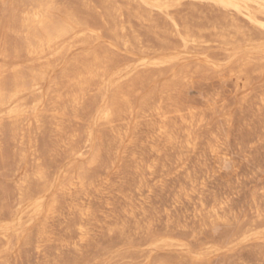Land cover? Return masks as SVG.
<instances>
[{
	"label": "rangeland",
	"instance_id": "1",
	"mask_svg": "<svg viewBox=\"0 0 264 264\" xmlns=\"http://www.w3.org/2000/svg\"><path fill=\"white\" fill-rule=\"evenodd\" d=\"M2 1L3 0H0V3H2V4H0V10H1L0 11V46L3 42H6V41H9V43H10L12 39H13L12 44H15L17 41V38H16L17 31L21 30L18 27L21 24L20 23L21 17L19 15L14 16L15 13L13 12V7L16 6V0H6V2L5 1L2 2ZM59 1L62 4L63 10H62V7L58 6V5H61L59 3ZM65 1L66 0H58V2L56 4L57 8L53 10V12L58 11L57 12L58 15L55 16V14H57V13H55L54 17H57V18L62 17V15L64 14L63 13L64 11H66V10L73 11V8L75 10V8L78 5L80 6V9H82L81 4L85 0H83L82 3H80V0H76V1L75 0H67V2H69V3L65 2ZM71 2L72 3L74 2V4H72ZM76 4H77V6H76ZM64 5H66V7H68V8L70 6V8L67 9L64 7ZM5 6H7V8ZM2 8H4V11ZM77 8H79V7H77ZM59 12L63 13V14L61 15ZM2 16H4V17H2ZM15 17L16 18L18 17L19 21H17L18 19L16 20ZM83 17H86V15L83 14ZM3 18H4V20L2 21ZM8 20H10L9 23H8ZM4 21H6L7 23ZM15 22H16V24H15ZM242 22H245V21L240 20V24H242ZM92 23H93V26H95V27L98 26V25L96 26V24L94 22H92ZM8 24L9 25L12 24V25L9 26ZM17 24H19V25H17ZM161 24L162 23H160V25ZM245 24L246 23H244L243 25H245ZM6 26H8V27L5 28ZM247 27H249V25ZM8 29H9V31H8ZM6 31H8V33H6ZM7 37L9 38V40L7 39ZM171 39L169 40V41H171V42H169V44L170 43L174 44L173 42H175L176 40L172 41ZM257 39L253 40V41L251 40V42L250 41L243 42L244 44L241 43V44L235 46L237 48L234 47L230 50L218 48L217 46H215L216 44L215 45L213 44L214 46L212 48L206 50L203 53V55H205V56L208 55V57L206 58V61L204 59H201V58L199 60L193 59L190 61V64L192 63V65H194V66L192 67V65H188L189 68H191V67L195 68L194 70H191L192 73L197 72V73H195L196 75L194 74L196 77H194L193 74H192L193 76L191 75L192 79L194 77V80H191L192 82H189L188 84H187V82L186 83L185 82H181V83L179 82V84H181V85H179L177 83L179 85V86L177 85V88H176V83H174L175 84V87H174L175 90L174 89L171 90L172 94H174V95L169 93V97L171 99L168 98L169 101L167 103L170 104L171 100H172L173 104L171 103V106L181 107V105H182L181 108H185V107L187 108V107H191V106L193 108L195 107V109L197 110V112H196L195 109H193V112L195 111L194 115H196L195 120L197 118L198 121L200 122V127L198 128V132H196L197 136H198V140H199L198 145L195 148V150L189 152V154H188V152H186V154H185L184 149H182V150L180 149L181 150L180 151L177 148L176 149L177 151H175V149L171 150V149H168V147H162V146H165V142H163L161 140L156 142V140H157L155 137L156 135H155V133H153L151 131L150 126L148 125V124L151 125L152 123H154L155 119L149 117L145 120L144 118H141L139 115L134 116L135 118L131 121L129 135H128V138L125 142L126 144H124L125 146L124 145L120 146L116 143L115 140H113L114 139L113 131H114V129L118 130V129L122 128V123L124 122L123 120L126 117V112L124 109L125 107L123 108V106H122L123 109L121 108L122 112L120 110V112H121L119 114L120 117H117L116 119H114L115 121L113 120L111 125H107V127H105V124H103L101 119H100V116H102L103 113H101V111H99V110L98 111L92 110L93 114L91 113L89 115L90 120L88 119L89 118L88 115L86 116L87 118L85 119L83 117V114H81L80 115L81 119H77L78 121H74L75 119L72 118L73 117L72 116L73 111L71 108V104L69 103V101H67V99H65L60 104L63 108H65V111H67L66 116L70 118V119H68L69 121L66 118L65 121L63 122V129H65L64 130L65 134H63V138H64V136L68 137V135L71 132L75 131V133L78 135L77 139H76V143L77 142L79 143V141L81 139L83 140V138H84V137H82V134L84 135V133H85V130H86L85 127H86V124L88 123L87 121H90V124L93 128L91 130V133L93 135V139H92L93 144L90 147H86L87 145L84 142V140L80 141V143H79L80 146H78V143L76 144L75 142L72 144L73 146L75 145L74 147H76L77 149H80V154L78 153L79 154L78 156L69 155L67 148L62 147L63 143H61L60 141L58 143L60 136L58 134H56L57 131H56L54 125L51 123L53 121L50 117L49 118L47 117L44 119L46 121V125L44 127L45 131L42 129L40 131V133H38L39 131H37V130L35 132V126H33V124L29 125L28 129L26 128L27 125H25V124L22 126L20 125L16 131H18V135L20 133L25 135V143L23 145H19V143H18L17 144L18 147L16 146V143L15 144L13 143L14 141H12V139H11V136H10L11 132L9 133V130H7V132L5 134L1 133L0 139L1 138H3V139L0 140V264H150V263L151 264H161L160 262H162V264H177L180 262L181 259H182L181 261L184 264H187L188 260L191 256H197V257L203 258V264L204 263L205 264H234L235 261H239V260H243L245 262L247 261L246 263H248V264H262V262L264 264V223L262 224L260 222L261 223L260 224L259 221H257L256 219H255L256 220V222H255L254 217L252 216V214H250V211H249L250 207L253 206L254 201L256 202V200H257L259 203L258 202H256V203L260 207L263 205L260 209H261L262 213L264 212V209H263L264 208V195H263L264 194V173H263L264 172V169H263L264 168V127H263L264 126V114H262L264 112V109L262 107H264V106H263L262 102H259V99L264 97V85H262V84H264V82H263L264 81V68H263V72H262L263 74L262 75L257 73V72L254 73V71H253L255 69V67H257L259 64L258 58L260 56H264V39H258V40ZM152 43L155 44L154 41H152ZM152 43H149V45H151ZM153 44H152V46H153ZM156 45H158V44L157 43L155 44V48H153L154 47L153 46V47H150V49H149L150 51H156V52H148L147 51V52L141 53L138 51H136V52L133 51L132 58H134L135 60L138 61L139 58L141 60L142 57H148V59H150L151 61H155L156 59H158L160 57L159 55L162 52L159 45H158L159 51L155 50V49H157ZM177 45H179L178 41H176L175 45H172V46H177ZM75 49H73V51L71 49V51H67L64 54V59H65V61L68 62V63L67 62L66 63L69 65L71 64L70 62L75 58V56H73V55L76 54V57H79V55H80L79 52H82L81 49H78V50L76 49L77 51ZM179 49L182 50V48H179ZM163 51H165V50H163ZM189 51L191 52L192 50H189ZM215 51H217V53ZM165 52H166V56L164 55L165 58L169 59L172 57L170 54H167V51H165ZM181 52H183V50ZM222 52L226 53V54L229 53L233 57L229 58L228 55L226 56V54H224L225 55L224 56L222 54ZM195 53H197V52H195ZM21 54H23V59H24L25 53L22 52ZM192 54H194V53H192ZM184 56H190V55L187 54V55H183V57ZM214 56H216L215 57L216 59L215 58L213 59ZM255 56H257L256 57L257 59L255 58ZM8 57L9 58L4 60L3 63L6 62L5 64L10 66V65H12V62H11L12 59L11 58L13 57V53L10 52ZM247 57L248 58L252 57V60H254V61H251V58L248 59V61L244 60L245 58L247 59ZM217 58H219V59H217ZM241 58L242 59L244 58V59L242 60ZM70 59H71V61H69ZM230 60H231V62H230ZM26 61L27 60H24V63H23V65L25 64L23 66L24 71H28L31 68L30 66L32 64H34L35 67H37V68L40 67L39 66L40 62H34V63L31 62V64H30V62H28V61L26 62ZM235 61H237L236 62L237 64L235 63ZM239 61H242V62L240 63ZM243 61H244V63H243ZM250 61L253 62L252 63L253 66H250L252 68H249ZM245 62H248V63H245ZM66 63H65V67L66 66L68 67V65ZM124 63H125V65L131 66V67L134 65V63L130 62V59H127ZM137 63H140V62L138 61ZM179 63L174 65V68H176V69L180 68ZM233 63H234V65L235 64L236 65L235 66L232 65ZM26 64H28L29 69L26 66ZM52 64H53V70L51 72V75L58 78L59 76H57V75L59 73V75L61 76V72H62L61 68L64 67V63L58 64L57 66L55 65V63H52ZM199 64H200V66H199ZM247 64H249V65H247ZM7 65H6V67L9 70L10 68ZM238 65L239 66L241 65L240 66L241 67L240 73H239L240 67ZM242 65L244 66L245 70H247L246 68H248L247 74H246V72H242V70H243ZM237 66H238V68H237ZM232 67H235V68H232ZM26 68L28 70H26ZM204 68H205V70H207L206 71L207 73L203 72ZM138 69H141L143 74H145V70H146V73L152 75V79H151V75H149L151 81L146 79V80H148L149 83L147 81H145L144 85H140L141 88L139 86V90L140 89L141 90L140 91L138 90L139 92L137 91L135 94V97H133V100H134L133 103H134L135 107L140 106L139 102H141L142 100H140V101H138V100H139V98L141 99L142 95L144 97L145 93H146L145 98L147 96H150L148 94L151 93V96L153 95L152 96L153 98L150 96V99H156L158 94H159V93H157V92H159L158 90L162 89V88H160L161 86L163 87L162 84H164V86H165V85L169 84L168 78L172 79L171 74L169 72L164 73L163 76L158 75V77L156 78L155 76L158 74V73L156 74L157 70L155 71L152 69L153 71H151V69H145L142 66H138V67L132 69L131 73L133 74L135 72H139L140 70L138 71ZM199 69H200V71L201 70L202 71L200 72ZM249 69H251L250 72H249ZM56 70H59L60 72H58ZM147 70L148 71L150 70V71L148 72ZM150 72H152L153 74ZM7 73H8V75H7ZM203 73H205V74H203ZM233 73H234V75H233ZM241 73H244L246 76L244 77V74H242L243 75L242 76ZM148 74H146V75L148 76ZM250 76L252 79L250 78ZM7 78H9V79H7ZM10 78H11V74L8 71L5 73V78H4L5 82L7 83V91H9ZM195 78L198 80H196ZM164 80H165V83H164ZM161 81H162V83H161ZM169 81H171L170 82V84H171L172 80H169ZM193 81H195V82L199 81V82L194 83ZM116 83H117V81L113 82L112 84H110L109 87H111V88L114 87L116 85ZM262 86H263V88H262ZM142 88H144V89H142ZM150 89L152 92L150 91ZM177 89H179V90H177ZM109 91L107 92V94L109 97H111V89ZM176 91H178V92H176ZM180 91L183 93H179ZM8 93H10V92H8ZM175 94H176V98L174 97ZM181 94H183V95H181ZM155 95H156V97L154 98ZM180 95H181V97H180ZM29 96H31V95L27 96V100L30 99ZM260 96H261V98H260ZM177 98L178 99L180 98L179 100L181 101L180 102L181 105H179V103H178L179 100ZM174 99H176V101ZM184 102L185 103L187 102L186 104L188 106H185V104H183ZM188 102H190V103L188 104ZM97 103H98V101H97ZM138 104H139V106H138ZM101 105H102V103L99 100V103L96 105V107L94 109L100 107ZM198 107H199V109H197ZM167 108H169V107H167ZM171 108L172 107H170V109ZM201 109H204L205 111L201 110ZM198 110H199V113H198ZM200 114H203V116H201ZM205 115H208V116L210 115V116L207 117ZM135 119L136 120L138 119V121H136ZM141 120H144L145 122L141 121ZM260 120H262V121H260ZM66 121H67V124H66ZM118 121H120V122H118ZM147 121H149V122H147ZM68 122H69V124H68ZM75 122H80V123H75ZM114 122H116V123H114ZM133 122L136 123L138 126L136 124L134 125ZM71 123H73V127H75V128L71 127L72 126ZM32 127H34V128H32ZM53 127L55 130L53 129ZM20 128L21 129L23 128V129L21 130ZM105 128H106V130H105ZM77 129H79V130L81 129L80 130L81 132ZM102 129L105 131H102ZM70 130H71V132H70ZM133 130H135V131H133ZM83 131H84V133H83ZM210 131L213 133L214 137H213L212 133H210ZM44 132H45V134L46 133L47 134L45 135ZM79 132L82 133L81 136H80ZM105 132L111 137H108V135ZM111 132H112V134H110ZM36 133H38L37 134L38 136L36 135ZM103 133L106 134V135L104 134L105 137L107 136L106 139L104 136H103L104 138L102 137ZM7 134H9V137L5 136ZM41 134H42V136H41ZM99 134H101L100 137H99ZM27 135H29V136H27ZM35 136H37V139ZM79 137H81V139ZM215 137H216V139H215ZM107 138H108L109 142H107ZM111 138L113 141L111 140ZM220 138H221V140L219 141ZM26 139H31V141L34 143L33 145L35 146V148L29 146L30 145V143H28L29 140H26ZM53 139H55L56 141ZM153 139H155V140H153ZM217 139L219 142L216 141ZM111 141H112V143H114V141H115V144L112 145ZM209 141H210V144H209ZM12 143L15 145V147H14V145L11 146ZM37 143H38V145H37ZM104 143L105 144L107 143L108 145H111V146H106ZM149 143H154V144L157 143L158 145L156 144L155 146H158L159 148H161L159 153H162V154L158 153V156L157 155L155 156L154 153L152 152L151 148H150V147L154 146V144H149ZM159 143H160V146H159ZM57 144H59V145H57ZM148 144L151 146H149ZM216 144L219 145V148H221V149H219V151H220V154H222V157L224 159L220 158L218 160V159L212 158L211 156L210 157L207 156V155H209V151L207 149L208 148L207 146H212V145H216ZM39 145H40V147H39ZM49 145L53 146V148H50ZM101 145H103L104 147H107V149H109V147H111L109 150H111L112 153H109L110 151L106 150V148L103 149V146H101ZM117 145L120 147L115 148V146H117ZM26 146H27V148L29 147L32 149L28 148L29 151H25V149L27 150ZM55 146H57V148H59L60 150L57 149ZM99 147H100V149H98ZM222 147H224V149ZM16 148L18 149V151H17L18 153L15 152L17 150ZM19 148L20 149L23 148L24 150L22 149V151H21V150H19ZM112 148L115 150L112 151L113 150ZM117 148H118V150H117ZM91 149H92V151H91ZM102 149H103V151H102ZM119 149H120V151H119ZM30 150L31 151L33 150L32 153L34 152L35 156L31 153ZM52 150H54V151H52ZM58 150L61 152H59ZM98 150H99V152H101L100 153L101 157L104 156L102 154H105L104 158H106V155H107L106 159L108 161L110 159L111 160L109 162H107V160L105 159L107 162V164H106L104 159L101 158L102 159L101 161H103L102 163L105 164L104 168L107 167L106 172L108 175L107 176L102 175L103 177H106V179H104L102 182H99L102 184H99L97 182L100 186H97V191H95V193L93 192V194L90 195V199H92V202H93L92 208L94 207V209L96 210L95 211L93 209L94 210L93 212H95L94 213V215H95L94 221L95 222L98 221V223L100 222L102 224V223L106 222V220H108V219H113L111 217L117 218V216L119 217V215H120V218L122 219V221H120L121 219L118 218L119 221L122 222V224L124 223V225L126 224V226H125L126 235H125V233H124L125 236L124 235L121 236L119 233L117 235L116 234L117 232H115V233L111 232L110 233L109 231H107V229L104 230V229H99V228L95 227L94 228L95 231L94 230L92 231L93 235L91 236L90 242H88L89 244L85 245L84 247L82 246V247L74 248L73 245L70 244L72 242H75L78 239L76 234L73 231L74 228L71 225H70L71 227L69 226V228H68L69 224L65 223L66 221L63 220L64 217L62 215H60L62 217L61 220H60L61 217L58 216V217H60L59 219H57V217H56L53 220H49L50 222L49 221L46 222L44 220L45 218H44L43 214L41 213L40 210H37L36 206H37V204L42 203L43 210H44V207H45V209H47V207L49 206L50 200H51L50 198H52L53 194L58 193L56 190V188L58 187V184H61V182H64L63 180L67 181L70 178V176H72V175H74V176L77 175V173L80 169L83 171H85V169H88L89 168L88 162H89L90 158ZM105 151H107V153H105ZM118 152H120V154ZM174 152H176V154H174ZM181 152H183L182 155H181ZM195 152H197V153H195ZM41 153L43 156L41 155ZM54 153H55V155H54L55 159L52 160V158H53L52 154H54ZM200 153H201V155H204V156L202 157L200 155ZM1 154H2V156H1ZM3 154L5 155L4 157H3ZM112 154H113V157L116 155L115 158H113L111 156ZM178 154H179V156L184 157V158H182L184 160V163H186L184 166V171H183V168L181 169V168L176 167V164H175L176 159H177L176 156H178ZM191 154H192V156H194V154H195L196 159L197 158H199V159L196 160L195 158H193L191 156ZM15 155H17V156H15ZM18 155L20 157H21V155H23V157L25 159H21ZM36 155H40V156L37 157ZM161 155L162 156L164 155V157L162 159L160 158V157H162ZM187 155L191 156V157L189 156L191 162L188 159ZM223 155H225V156H223ZM108 156L112 157L113 159L108 157ZM169 156H173V157H169ZM35 157L39 158V161L42 164L44 163L43 166L45 167V165H46V167H48V169H49L50 165L52 164L51 166H53V167H50L51 170L49 169L50 171H47L48 175L52 171V173H50L52 175V177H51V175H49L51 180L48 178V180L50 182L47 183V187L44 186L45 189H43V185L42 184L40 185V182L36 183L37 182L36 180L31 179L29 181V183L25 184V188L29 187L30 188L29 192H31V194L35 189H37L34 191V193H36V196L35 195L31 196V199H30L31 201H35V203L32 204V207H29L28 203H26V202L22 203V205H17L15 203H18V201H19L18 198L20 199V196H21L20 194L27 192V190L25 188H23L24 186L22 188L19 187L20 186L18 184L19 181H17V183H16V180H19L18 179L19 176H15V175L17 172L19 173L22 171L26 172V173H30L36 167V164H37L32 159ZM40 157H42V158H40ZM45 157L47 160L45 159ZM17 158H18V161L16 160ZM146 158H148L150 163L152 162V160L156 162V167H155L154 172L152 174L146 172V169L143 168L144 165L146 166V165L150 164L149 161L147 163ZM186 158H187V160H186ZM19 159H20V161H19ZM49 159L52 160L53 163L50 162ZM59 159H60V161H59ZM206 159L208 162H206ZM22 160H24V161L22 162ZM140 160H141L142 164L140 163ZM16 161H17V163H16ZM172 161H173V163H172ZM21 162L24 164L26 163V164L23 165ZM112 162H113V164H111ZM158 162H159V164H158ZM188 162L190 163L191 168L188 167V165H189ZM211 162H212V164H210ZM215 162H217V163H215ZM20 163H21V166H20ZM108 163H110V164H108ZM168 163H169V165H168ZM10 164H11V166H10ZM197 164L200 166H196ZM26 165H27V167H25ZM31 165H32V167H30ZM47 165H49V166H47ZM110 165H114V166L111 167ZM165 165L167 167H165ZM193 165L196 166L198 169H199V167H201V168H203V170L199 169V171H198L197 168L194 167ZM260 166H262V167L260 168ZM21 167H23L24 170L21 169ZM17 168H20L19 170H22V171H19ZM30 168H31V171L27 172V170L28 169L30 170ZM166 168H168V169H166ZM188 168H190V169H188ZM229 168L231 170H229ZM15 169H17L18 171ZM90 169H92V168H89L88 171L86 170L85 173L89 172L91 175L92 173L89 171ZM132 169L134 170L135 173L133 172ZM135 169H136V171H135ZM94 170L96 171V169H93V175H95V174L97 175L100 171L99 169H97L98 171H96L97 172L96 173ZM8 171H9V173H8ZM101 171H103V169H101ZM142 171H143V173H142ZM180 171H182V172H180ZM188 171H189V173H188ZM209 171L211 172V174ZM196 172L199 174H197ZM214 172H215L214 178L210 177V176H213ZM138 173H139V175H138ZM147 173L149 175H152V176H149V175L147 176ZM156 173H157V175H156ZM182 173H183V176H182ZM184 173L185 174L186 173L193 174V175L197 176V178L199 177V179H197V187H196L197 191L194 193L196 195L193 194L191 201L181 199L180 200L181 202L175 204V206H174L172 204V201H173L172 199H175L176 197H178L179 196L178 192H179L180 188L182 189L186 185V182L183 181V178H182V177H184ZM201 173H202V175H201ZM204 173H205V175H204ZM230 173H232V174H230ZM143 174H146L145 177ZM14 176L17 177V179L14 178ZM124 176H127V178H125ZM186 176H187V174L185 175V177ZM201 176H202V178H201ZM208 176L210 177V179L208 178ZM143 177H144V179H143ZM185 177H184V180H185ZM203 177H204L205 181L202 180ZM121 178H122V181L120 180ZM123 178H125V179H123ZM137 179H141V181L143 180L142 182L145 183V185H144L145 190L143 189V183H142V189H143L142 191L143 192L139 193L140 196L136 195L138 193L136 190H134L135 186H132V185H136L135 181L137 182ZM145 179H146V181H145ZM184 182H185V184H184ZM198 182H200V183L198 184ZM204 182L208 186L206 184H204ZM34 183H36V185ZM32 184L35 185L36 188L32 187L33 186ZM203 185H205V186H203ZM128 186H130V187L132 186L133 189L128 187ZM173 186H175V187H173ZM33 188H34V190H33ZM127 188H128V191H127ZM224 189H225V191H224ZM23 190H24V192H23ZM31 190H33V191H31ZM123 191H125V192H123ZM204 191H207V192H204ZM226 191L230 195L227 194ZM221 192H223V193H221ZM128 193H130V194L127 195ZM204 193L209 194V195H207L208 199H206V194H204ZM176 194H177V196H176ZM212 194H213V196H212ZM218 194H221L223 196L221 197V195L219 196ZM225 194H227V195H225ZM197 195H200L203 198V200H205L206 202L211 201V197H212V199L217 198L218 196H219V198L227 197L229 200L228 204H229V208H230L228 213L231 216H233L236 214L237 211L240 212L238 214V217L241 214L239 223H241V221H243L242 222L243 224L241 223L240 228H239V223H237V226L235 225L236 223L230 224V225H223V226L215 223V226L214 225L212 226V225H210V224H212L211 222H209L210 220L206 221V222H208V225H207V223L205 224V220H207V219H204V220L200 221L203 224L202 225L197 219H194V217H192L193 216L192 215L193 214L192 213L193 212L192 211L193 210V204L192 203H193V199H194V202H196L198 200V199L195 200V198H194V196L196 197ZM203 195H205V196H203ZM215 195H216V197H215ZM130 196H132V198ZM117 198H119L118 202L116 201ZM123 198H124V201H123ZM133 201H134V203H133ZM157 201H158V203H157ZM182 201H184V202H182ZM62 202L64 203V200H62L61 203ZM65 202L67 203V201H65ZM119 202H121V204H119ZM229 202H231V205ZM181 203L183 206L181 205ZM116 204H117V207H116L117 209L114 207V206H116ZM130 204H132V205H130ZM135 204H137V205H135ZM161 204H163V205H161ZM189 204L191 206H189ZM109 205L111 206V208H109L110 207ZM121 205H122V207H121ZM126 205H127V207H126ZM18 206H19V208H18ZM132 206H133V208H132ZM136 206H137V208H136ZM139 206H141L140 208H143L145 211H143V209L138 208ZM171 206H172V208H171ZM244 206H246V207H244ZM112 207L116 210H118V208H119V210H118V211H120L119 214L118 213L116 214L114 212V209L109 210V209H112ZM129 207L135 211L134 215L135 216L137 215L136 217H138V218L134 217L135 220L132 219V221H131V219H130V221H129V218L125 217L124 209H129ZM149 207L152 209H150ZM165 208H167V209H165ZM170 208L174 212L171 210L172 211V213H171ZM135 209H137V213H136ZM139 209H140V211H139ZM175 209H176V211H175ZM166 210H168L170 212V214L166 215V212H165ZM108 211H109V213H108ZM118 211H116V212H118ZM112 212H113V214L114 213L115 214L113 215ZM141 212H142V214H141ZM110 213H111V215H110ZM102 214H106V215H102ZM139 214L141 216H138ZM164 214H165V216H163ZM185 214H186V216H185ZM244 215H246V216H244ZM101 216H103V218ZM147 216L149 218H147ZM168 216L170 218H168ZM164 217H165V220H163ZM105 218H107V219H105ZM100 219H101V221H100ZM185 219H186V223H185ZM62 220H63L64 224L62 223ZM146 220H147V222L151 221L150 224L147 223ZM168 220H170V221L168 222ZM194 220H197V221H194ZM253 220H254V225L252 222ZM138 221H140L141 224ZM132 222L136 223V224H133ZM170 222L172 223L171 226H170V224H171ZM190 222H193L194 225H193V223H190ZM257 222H258V224H257ZM142 223H143V225H142ZM255 223L257 225H255ZM173 224H175V225H173ZM245 224H246V226H245ZM96 225H98V224H96ZM138 225L140 226L139 228H138ZM205 225H207V227ZM251 225H253V226H251ZM64 226L67 227L68 230L66 228L64 229ZM131 226L132 227L134 226L136 229L133 228L134 229L133 230L131 228ZM143 226L145 227L144 229L146 230L145 231L146 233L144 232V229L142 228ZM147 226H150V227H147ZM173 226L175 227L174 229H173ZM176 226H178V227L176 228ZM182 226H188V227H185V229L183 230V229H181ZM200 226L204 230V233H203ZM241 226H243V230L248 229V233L246 235L247 236L246 238L244 236H241V232H242ZM127 227H129V228H127ZM227 227H229V228L227 229ZM146 228H149V229H146ZM205 228L206 229L208 228V229L206 230ZM97 229H99V230H97ZM149 230L150 231L152 230V233H150ZM39 232L40 233L44 232L45 235L50 237V241H48L47 243L46 242L42 243L40 248L37 249L36 248V246H37L36 240H37V236H38ZM64 233H66V234H64ZM147 233L150 236H148ZM236 233L237 234L239 233L240 236H239V234L237 235ZM210 237H211V239H210ZM234 238H236V239H234ZM161 241H168L170 245L164 246L162 244V245L158 246L157 244H160ZM217 242H218V244H217ZM76 249H78V250H76ZM147 253H148V257H147V255H144ZM248 253H250V254H248ZM137 254L140 255V257H137ZM133 255H135L136 259L132 258V257H134ZM141 255H143V256H141ZM251 257H252V259H251ZM187 258H188V260H186ZM250 260H253V261H250ZM188 264H190V263H188Z\"/></svg>",
	"mask_w": 264,
	"mask_h": 264
},
{
	"label": "bare ground",
	"instance_id": "2",
	"mask_svg": "<svg viewBox=\"0 0 264 264\" xmlns=\"http://www.w3.org/2000/svg\"><path fill=\"white\" fill-rule=\"evenodd\" d=\"M3 1L6 2V0H3ZM82 1L83 0H80V3H82ZM57 2H58V0H16V6L13 7V12L15 13L14 16L19 15L21 17V22H20L21 24L19 23L21 26L19 24H17V25H19L18 27L21 30L17 31V34H16L17 41L15 40L16 41L15 44H12V40H13L12 39L10 43H9V41H6V42H3L0 46V135H1V133L5 134L7 132V130H9V133L11 132V135H10L11 139H12V141H14L13 142L14 144L16 143V146L18 143H19V145H23L25 143V135L21 134V133L18 135V131H16L20 125L22 126L25 124V125H27L26 128L28 129V126L33 124V126H35V132L37 130V131H39L38 133H40V131L42 129L43 130L45 129L44 127L46 125V121L44 119L47 117L48 118L50 117L53 121V122H51V121L50 122L54 125L56 131L58 132V133L56 132V134H58L60 136L58 143H59V141L61 143H63L62 147L67 148L69 155L78 156L80 154V149H77L76 147H74L75 145L74 146L72 145L74 142L76 143V139L78 136L75 133V131L71 132V130H70L71 133L68 135V137L64 136V138H63V134H65V131H64L65 129H63V122L65 121L66 118H67V120L70 118L66 116L67 111H65V108H63L60 104L65 99H67V101H69V103L71 104V108L73 111L72 112L73 117L72 116L71 117L75 119L74 121H78L77 119H81V117H80L81 114H83V117L86 119L87 115L89 117V115L91 113L93 114L92 110L93 111L99 110V111H101V113H103V115L100 116V119H101L102 123L105 124V127H107V125H111L114 119H116L117 117H120L119 114L122 112V109L125 107L124 109L126 112V117L123 120L124 122L122 123V128L119 127L120 129H118V130L114 129V131H113V137H114L113 140H115L116 143L120 146L126 144L125 142H126L128 135H129L131 121L135 118L134 116L139 115L141 118H144L145 120L149 117L155 119L154 123H152L151 125L150 124H148V125L150 126L151 131L153 133H155V135H156L155 136L157 139L156 142L160 141V140L165 142V146H162L163 145L162 144L161 145L162 147H168V149H171V150L175 149V151H177L176 150L177 148H178V150L184 149L185 154H186V152H188V154H189V152L195 150V148L198 145L199 140H198V136H197L196 132H198V128L200 127V122L198 121L197 118H196L197 121L195 120L196 115H194V112L195 111L197 112L195 107L193 108L190 105L192 108L191 107L181 108L182 105L180 103L181 101L179 100L180 98L179 99L177 98V99L179 100L178 103H179V105H181V107L171 106V103L173 104L172 100H171L170 104L167 103L169 101L168 98L171 99L169 97V93L172 94L171 90L174 89V87H175L174 83H176V88H177V85L179 84V82L180 83L181 82H185V83L187 82V84L189 82H192L191 80H194V77H196L195 73H197V72L194 71L195 73H192L191 70H194L195 68H192L194 65H192V63L190 64V61L193 59L199 60L200 58L204 59L206 61V58L208 57V55L205 56V55H203V53L206 50L212 48L215 44H216L215 46H217L218 48L230 50V49L234 48L235 46H237L241 43L244 44L243 42H247V41L251 42V40L253 41V40H256L257 38L258 39H264V0H85L81 4L82 9H80V6L79 5L77 6V4H76V6L79 8L76 7L74 10V8L72 7L73 11L66 10L63 12L64 14L59 12L61 15L63 14L62 17L58 16L59 18L54 17V14L57 13L58 11L53 12V10L57 8L56 7ZM65 2H67V0ZM74 2L73 3L71 2V3L74 4ZM59 3L61 4L60 1H59ZM67 3H69V2H67ZM0 4H2V3H0ZM58 6L62 7V4L58 5ZM5 7L7 8V6H5ZM64 7L67 9L70 8V6L68 8V7H66V5H64ZM2 9L4 11V8H2ZM62 10H63V7H62ZM83 14H85L86 17H83ZM56 15H58V13L55 14V16ZM2 17H4V16H2ZM3 20H4V18L2 19V21ZM10 20H8V23ZM16 20L19 21V18L17 17ZM240 20H243L245 22H242V24H240ZM6 21H4V22H6ZM16 22H15V24H16ZM92 22H94L96 24V26L97 25L98 26L97 27L93 26ZM160 23H162V24L160 25ZM244 23H246V24L243 25ZM10 25H12V24H10ZM246 25L247 26L249 25V27H247ZM7 27L8 26H6L5 28H7ZM8 31H9V29H8ZM8 31H6V33H8ZM7 39L9 40L8 37H7ZM170 39L172 41H175V40L178 41L179 45L172 46V45H175L176 41L173 42L174 44H171V43L169 44V42H171V41H169ZM152 41H154L155 44L157 43L160 46L161 51H162L159 55L160 57L158 59H156L155 61H151L150 59H148V57H142L141 60H140V58L138 60L140 63H137L138 61L135 60L134 58H132L133 51L134 52L138 51L141 53H144L147 51L148 52H156V51H150L149 50L150 47L154 46L153 48H155V44H153ZM149 43H152L153 46H152V44L149 45ZM158 45H156L157 49H155L157 51H159ZM75 48L77 50L81 49L82 52H79L80 53L79 57H76V54H74L73 56H75V58L74 59L72 58L73 59L72 61H71V59L69 60V61H71L70 62L71 64L69 65V64H67L68 62L65 61V59H64V54L67 51H71V49L73 51V49H75ZM179 48H182L183 52H181L182 50H180ZM235 48H237V47H235ZM163 50L167 51V54H170L172 57L169 59L165 58L166 52ZM189 50H192V51L190 52ZM194 51L197 53H195ZM10 52L13 53V57L11 58L12 61L10 60L12 62V65L8 66L7 64H5L6 62L3 63V61L6 60L7 58H9L8 55L10 54ZM22 52L25 53L24 59H23V54H21ZM215 52L217 53V51H215ZM192 53H194V54H192ZM187 54H189L190 56H184L183 57V55H187ZM222 54L224 55L226 53L222 52ZM227 55L229 58L233 57L229 53H227L226 56ZM215 57L216 56H214L213 59ZM256 57L257 56H255V58ZM250 58H251V61H254V60H252V57H250ZM250 58L247 57V59L246 58L245 59L243 58V59L248 61V59H250ZM127 59H130V62L134 63V65L132 67L125 65L124 62ZM217 59H219V58H217ZM258 59H259V64H258V66L256 65L257 67H255V69L253 71H254V73L257 72V73L262 75L263 74L262 73L263 68H264V56H260ZM24 60H27L28 62H30V64H31V62L32 63L40 62V64H39L40 67L38 66L39 68H37V67H35L34 64H32L30 66L31 68L29 69L28 64H26V66L28 67L29 70L26 68V70H28V71H24L23 70V66L25 65V64L23 65ZM237 61H235V63ZM251 61H250V65L247 64V65H249V68H252L250 66H253L252 65L253 62H251ZM230 62H231V60H230ZM239 62L241 63L242 61H239ZM52 63H55L56 66L58 64L64 63V67L61 68L62 69L61 76L59 75V73H58V75L56 74L57 76H59L58 78L51 75V72L53 70V64ZM65 63L68 65V67L67 66L65 67ZM177 63H179V65H180L179 66L180 68H178V69L174 68V65H176ZM243 63H244V61H243ZM245 63H248V62H245ZM6 65L10 68L9 70L6 67ZM188 65H192V67L189 68ZM232 65H234V63ZM243 65H242V67H243L242 72H246V74H247L248 68H246L247 70H245ZM138 66H142L145 69H151V71L157 70L156 74L157 73L158 74L155 76L156 78L158 77V75L163 76L164 73L169 72L171 74L172 79L168 78L169 84H167L165 86H164V84H162L163 87L161 86L160 88H162V89L158 90L159 92H157V93H159V94H158L156 99H150L151 93L148 94L150 96H147L145 98V95H146V93H145L144 97L142 95L143 98L141 97V99L139 98V100H138V101L142 100L141 102H139L140 106L138 104L139 107H135L134 103H133L134 102L133 97H135L136 92L139 90V86L144 85L145 81L148 82V80L151 81V79H152V75L146 73L145 69H144L145 74H143L141 69H138V71L140 70L141 72L139 71V72H135L132 74L131 73L132 69H134ZM199 66H200V64H199ZM238 66H237V68H238ZM232 68H235V67H232ZM200 69H199V71H200ZM204 70H205V68H204ZM204 70H203V72L207 71V70H205V71ZM250 70L251 69H249V72H250ZM8 71L11 74L10 83H9V91H7V83L5 82V79H4L5 73ZM56 71L60 72L59 70H56ZM240 72H241V67L239 68V73ZM150 73H152V72H150ZM146 74H148V76L151 75V79H150V76L148 77ZM192 74L193 75L195 74L193 79H192V76H193ZM203 74H205V73H203ZM242 74H244V73H241V75ZM7 75H8V73H7ZM233 75H234V73H233ZM245 76L246 75L244 74V77ZM250 78H251V76H250ZM7 79H9V78H7ZM146 79H148V80H146ZM169 80H172L171 84H170L171 81H169ZM196 80H198V79H196ZM115 81H117L116 85L112 88L109 87L110 84H112ZM193 82L196 83L199 81H196V82L193 81ZM161 83H162V81H161ZM164 83H165V80H164ZM179 85H181V84H179ZM262 85H264V84H262ZM140 88H141V86H140ZM262 88H263V86H262ZM110 89H111V97H109L107 94V92ZM142 89H144V88H142ZM177 90H179V89H177ZM150 91H151V89H150ZM8 92H10V93H8ZM176 92H178V91H176ZM179 93H183V92L180 91ZM28 95H31V96H29V98H30L29 100H27ZM172 95H174V94H172ZM181 95H183V94H181ZM181 95H180V97H181ZM155 97H156V95L154 96V98ZM174 97L176 98V94ZM260 98H261V96H260ZM99 100L101 101L102 105L100 107L94 109L96 107V105L99 103ZM174 100L176 101V99H174ZM97 101H98V103H97ZM259 102H262V104L264 106V97L259 99ZM186 103L184 102L183 104H185V106H188ZM189 103L190 102H188V104ZM122 106H123V108H122ZM167 107H169V108H167ZM170 107H172V108L170 109ZM262 108L264 109V107H262ZM193 109H195L194 112H193ZM197 109H199V107ZM120 110H121V112H120ZM201 110H204V109H201ZM198 113H199V110H198ZM262 114H264V112ZM200 115L203 116V114H200ZM205 116L209 117L210 115L209 116L205 115ZM88 119L90 120V117ZM136 121H138V119ZM141 121H144V120H141ZM260 121H262V120H260ZM87 122L88 123L86 124V127H85L86 128L85 133L83 131L84 135L82 133H80L81 129L80 130L77 129V130L80 131L79 132L80 136L82 134V137H84L83 140L87 145L86 147H90L93 144V140H92L93 135L91 133V130L93 128L90 124V121H87ZM118 122H120V121H118ZM147 122H149V121H147ZM75 123H80V122H75ZM114 123H116V122H114ZM66 124H67V121H66ZM68 124H69V122H68ZM71 124H72L71 127H73V123H71ZM135 124L136 123H134V125ZM54 127H53V129H54ZM32 128H34V127H32ZM73 128H75V127H73ZM105 130H106V128H105ZM105 130L102 129V131H105ZM133 131H135V130H133ZM38 133H36V135ZM105 133H103L102 137L104 136ZM210 133H212V132L210 131ZM42 134H41V136H42ZM44 134H45V132H44ZM101 134H99V137L101 136ZM110 134H112V132ZM212 135H213V133H212ZM5 136L9 137V134H7ZM27 136H29V135H27ZM37 136H35L36 139H37ZM106 137H105V139H106ZM108 137H111V136L108 135ZM213 137H214V135H213ZM79 138L81 139V137H79ZM1 139H3V138H1ZM215 139H216V137H215ZM26 140H29V142H28V143H30L29 146L35 148V146L33 145L34 143L31 141V139H26ZM53 140H55V139H53ZM83 140L81 139L80 141H83ZM111 140H112V138H111ZM153 140H155V139H153ZM220 140H221V138L219 139V141ZM80 141H79V143H80ZM112 141H111V143H112ZM115 141H114V143H112V145L115 144ZM216 141L219 142L218 139ZM107 142H109L108 138H107ZM13 143H12V145L11 144L10 145L13 146L14 145ZM79 143H78V146H80ZM154 143H149V144H154ZM156 144H154V146H152L150 148H151L152 152L154 153V155L158 156V153L160 152L161 148H159L158 146H155ZM209 144H210V141H209ZM217 144L212 145V146H207L208 147L207 149L209 151V155H207V156H209V157L211 156L212 158L219 160L220 158H223V157L219 151V149H221V148H219V145H217ZM37 145H38V143H37ZM40 145H39V147H40ZM51 145H49V147L53 148V146H51ZM57 145H59V144H57ZM103 145H101V146H103ZM105 145L111 146V145H108L107 143ZM118 145L115 146V148L120 147ZM104 146H103V149L106 148V150L110 151L109 153H112L111 150H109L111 147H109V149H107V147H104ZM149 146H151V145H149ZM159 146H160V143H159ZM14 147H15V145H14ZM55 147L57 148V146H55ZM26 148H27V146H26ZM28 148H27V150L25 149V151H29ZM222 148L224 149V147H222ZM22 149L23 148H21V149L19 148V150H21V151H22ZM29 149H32V148H29ZM57 149H59V148H57ZM98 149H100V147ZM103 149H102V151H103ZM114 150L115 149H113L112 151H114ZM117 150H118V148H117ZM17 151H18V149L15 152L18 153ZM32 151H31V153H32ZM52 151H54V150H52ZM91 151H92V149H91ZM119 151H120V149H119ZM59 152H61V151H59ZM183 152H181V155ZM100 153L101 152H99V150L96 151L95 154L90 158V160L88 162L89 168H92L89 170L92 173L91 175L89 172L85 173V171L86 170L88 171L89 168L85 169V171L80 169L78 171L77 175L70 176V178L68 180L65 178L67 181L63 180L64 182H61V184H58V187L56 188L58 193L53 194L52 198H50L51 200H50V203H49V206L47 207V209H45V207H44V210H43L42 203H39L36 206L37 210H40L41 213L43 214V216L45 218L44 220L46 222L49 220H53L56 217H57V219H59L61 217L60 215H62L64 217L63 220L66 221L65 223L69 224L68 228L70 225L74 228L73 231L78 238L75 242L70 243L73 245L74 248H78V247H82V246L84 247L85 245L89 244L88 242H90L91 236L93 235L92 231L94 230L95 227H97L99 229H104V230L107 229V231H109L110 233L111 232H114V233L117 232L116 233L117 235H118V233L121 236L124 235V233L126 235V230H125L126 224L124 225V223L122 224V222H120V221H122V219L120 218V215H119V217L116 215L117 218L110 216L113 219H108V220H106V222H104L105 221L104 220L103 221L104 223H102V224L100 222L98 223V221H96L97 223L94 221L95 220V218H94L95 212H93V211L95 209H94V207L92 208L93 202H92V199H90V195L93 194V192L95 193V191H97V186H100L99 184H102L99 182H102L104 179H106V177H103L102 175H105V176L108 175L106 172L107 167L104 168L105 164H103L102 163L103 161H101L102 160L101 158H103L104 161L106 162L107 155H106V158H104L105 154H102L104 156L101 157ZM105 153H107V151H105ZM118 153L120 154V152H118ZM195 153H197V152H195ZM201 153H200V155H201ZM32 154L34 155V152ZM159 154H162V153H159ZM174 154H176V152H174ZM41 155H42V153H41ZM54 155H55V153L52 154V156H53L52 160L55 159ZM1 156H2V154H1ZM4 156L5 155L3 154V157ZM15 156H17V155H15ZM36 156L38 157L40 155H36ZM111 156L113 157V154ZM115 156L113 158H115ZM189 156H188V159L190 160ZM191 156H192V154H191ZM194 156H195V154H194ZM194 156H192V157L196 159V156L195 157ZM201 156L203 157L204 155H201ZM223 156H225V155H223ZM37 157L32 158L37 163L36 167L32 171H31V168H30V170L26 169L27 172L31 171L30 173L23 172L22 170H19L20 168H17L19 171L23 172V173L22 172L18 173L17 172L18 170L15 169V170H17L16 171L17 173L15 172L16 173L15 176H19V178H18L19 180H16V183H17V181H19L18 182V184L20 185V186L18 185L19 187L22 188L24 186L23 188H25V184L29 183V181L31 179L36 180L37 181V182L35 181L36 183L40 182V185L41 184L43 185V189H45L44 186L47 187V183L50 182L48 180V178L51 180L49 175H51L50 173H52V171H51L48 175L47 171H50L51 170L50 167H53V166H51L52 164L50 165V167H49L50 170L48 169V167H46V165H45V167H46L45 168L43 166L44 163L42 164L39 161V158H37ZM46 157H45V159H46ZM108 157H110V156H108ZM112 157H110V158H112ZM163 157H164V155L160 158L162 159ZM169 157H173V156H169ZM176 157H177V159L175 158L176 159V163H175L176 167L181 168V169L183 168V171H184V166L186 164V163H184V160L182 159L184 157L179 156V154ZM20 158L25 159L23 157V155H21ZM40 158H42V157H40ZM146 159H147V163H148L149 160H148V158H146ZM197 159H199V158H197ZM207 159H206V162H208ZM16 160L18 161V158ZM52 160H50V162H52ZM186 160H187V158H186ZM17 161H16V163H17ZM19 161H20V159H19ZM23 161L24 160H22V162ZM59 161H60V159H59ZM109 161L107 160V162H109ZM173 161H172V163H173ZM107 162H106V164H107ZM190 162H191V160H190ZM21 163H20V166H21ZM140 163H141V160H140ZM149 163H150V161H149ZM215 163H217V162H215ZM22 164L25 165L26 163L25 164L22 163ZM108 164H110V163H108ZM111 164H113V162ZM158 164H159V162H158ZM210 164H212V162ZM166 165H165V167H167L169 165V163L167 166ZM189 165H190V163H189ZM189 165H188V167L191 168V165L190 166ZM10 166H11V164H10ZM47 166H49V165H47ZM110 166L112 167L114 165H110ZM144 166H143V168L146 169V172L152 174L154 172L155 167H156V162L152 160V162L150 164L146 165L145 167ZM196 166H200V165L197 164ZM196 166H194V167H196ZM23 167H21V169H23ZM25 167H27V165ZM30 167H32V165ZM261 167L262 166H260V168ZM190 168H188V169H190ZM93 169H96V171H98L97 169H99L100 171L97 175L95 173H94L95 175H93ZM101 169H103V171L104 170L105 171L103 172V171H101ZM166 169H168V168H166ZM199 169L203 170V168H201V167H199ZM199 169L197 168L198 171H199ZM229 170H231V169L229 168ZM135 171H136V169H135ZM133 172H134V170H133ZM180 172H182V171H180ZM8 173H9V171H8ZM142 173H143V171H142ZM148 173H147V176L149 175ZM188 173H189V171H188ZM188 173H186L187 174L186 177H185L186 174L184 173L185 180H184V177H182L183 181L186 182L185 187L182 189L179 187L180 188V190L178 192L179 196L176 197L175 199H172L173 201L171 200L172 204L174 206H175V204L181 202L180 201L181 199L191 201L193 194L197 191L196 190L197 189L196 188L197 187V179H199V177L197 178V176H195L193 174H188ZM197 174H199V173H197ZM210 174H211V172H210ZM214 174H215V172L213 173V176H210V175L209 176L214 178ZM230 174H232V173H230ZM138 175H139V173H138ZM143 175L145 177L146 174H143ZM156 175H157V173H156ZM201 175H202V173H201ZM204 175H205V173H204ZM15 176H14V178L17 179V177H15ZM149 176H152V175H149ZM182 176H183V173H182ZM209 176H208V178L210 179ZM51 177H52V175H51ZM124 177L127 178V176H124ZM144 177H143V179H144ZM125 178H123V179H125ZM201 178H202V176H201ZM120 180L122 181V178ZM202 180L205 181L204 177ZM142 181H141V179H137V182L135 181L136 185H132V186H135L134 190L137 191L138 194H136V195H139V196H140L139 193L140 192L142 193L143 192L142 190L145 187L144 186L145 183ZM145 181H146V179H145ZM185 182H184V184H185ZM36 183H34V184L36 185ZM142 183H143V189H142ZM199 183L200 182H198V184ZM204 184H206V183L204 182ZM35 185H33L32 187L36 188ZM132 186L131 187L128 186V187L132 188ZM203 186H205V185H203ZM173 187H175V186H173ZM34 188H33V190H34ZM25 189L27 190V192H24V190H23L24 193L20 194L21 195L20 199L18 198L19 201H18V203H15V204L22 205V203L26 202V203H28L29 207H32V204L35 203V201H31L30 199H31V196H34V195L36 196V193H34V191L37 189H35L34 191L31 190V191H33L32 194H31V192H29L30 191L29 187L25 188ZM125 191H123V192H125ZM127 191H128V188H127ZM224 191H225V189H224ZM204 192H207V191H204ZM223 192H221V193H223ZM226 193H227V191H226ZM129 194L130 193H128L127 195H129ZM204 194H206V193H204ZM227 194H229V193H227ZM227 194H225V195H227ZM194 195H196V194H194ZM200 195H197L196 196L197 198L194 196L195 200L198 199L196 202H194V199H193V203H192L193 204V210H192L193 212L192 211L191 212L193 213L192 217H194V219H197L199 222L201 220L207 219V220H205V224L207 223V225H208V222H206V221L210 220L209 222L212 223V224H210L212 226L213 225L215 226V223L220 224L222 226L236 223L235 225L237 226V223L240 222V215L241 214L238 217V214L240 213L238 211H237L238 213L236 212V214L233 216H231L228 213L230 208H229V204H228L229 200L227 197L219 198V196L221 194H218L219 196L217 198L212 199V197H211V201L206 202L205 200H203V198ZM207 195H209V194H206V199H208ZM132 196H130V197L132 198ZM176 196H177V194H176ZM203 196H205V195H203ZM212 196H213V194H212ZM222 196L223 195H221V197ZM215 197H216V195H215ZM118 199L119 198L116 199L117 202H118ZM62 200H64L65 204L63 202L61 203ZM65 201H67V203ZM123 201H124V198H123ZM182 202H184V201H182ZM256 202H258V201L256 200ZM256 202L254 201L252 207H250L252 204L249 206L250 207L249 211H250V214H252V216L254 217V220L256 219L257 221H259V223L261 222L263 224L264 223V221H263L264 220V212L262 213V211L260 209L263 205L260 207ZM133 203H134V201H133ZM157 203H158V201H157ZM229 203L231 205V202H229ZM119 204H121V202H119ZM190 204H189V206H191ZM130 205H132V204H130ZM135 205H137V204H135ZM161 205H163V204H161ZM181 205H182V203H181ZM114 207L116 208L117 204ZM121 207H122V205H121ZM126 207H127V205H126ZM130 207H129V209H124V214H125V217L129 218V221H130V219L132 221V219H134V217L135 218H138V217H136L137 215L136 216L134 215L135 211L132 209L133 206H132V208H130ZM140 207L141 206H139L138 208H140ZM244 207H246V206H244ZM18 208H19V206H18ZM109 208H111V206ZM136 208H137V206H136ZM171 208H172V206H171ZM171 208H170V211L172 210ZM113 209L114 208L112 207V209H109V210H113ZM116 209H114V212L116 214L117 213L119 214V212H120V211H118L119 208H118V210H116ZM140 209H143V208H140ZM140 209H139V211H140ZM150 209H152V208H150ZM165 209H167V208H165ZM115 210L118 212H116ZM135 210L137 213V209H135ZM143 211H145V210L143 209ZM172 211H171V213H172ZM175 211H176V209H175ZM165 212H166V215L170 214V212L168 210H166ZM108 213H109V211H108ZM112 214H113V212H112ZM141 214H142V212H141ZM102 215H106V214H102ZM110 215H111V213H110ZM58 216H60V217H58ZM138 216H141V215L139 214ZM163 216H165V214ZM185 216H186V214H185ZM244 216H246V215H244ZM101 217L103 218V216H101ZM118 218L121 220L119 221ZM147 218H149V217L147 216ZM168 218H170V217L168 216ZM61 219H62V217L60 218V220ZM105 219H107V218H105ZM63 220H62V223H63ZM147 220H146V222H147ZM163 220H165V217L163 218ZM197 220H194V221H197ZM254 220L252 221L253 225H254ZM256 220H255V222H256ZM100 221H101V219H100ZM169 221L170 220H168V222ZM138 222H140V221H138ZM150 222H147V223L150 224ZM242 222L243 221H241V223ZM185 223H186V219H185ZM190 223H193V222H190ZM241 223H239V228H240ZM96 224H98V225H96ZM133 224H136V223H133ZM140 224H141V222H140ZM257 224H258V222H257ZM257 224L255 223V225H257ZM142 225H143V223H142ZM171 225H172V223L170 224V226ZM173 225H175V224H173ZM193 225H194V223H193ZM207 225H205V226L207 227ZM253 225H251V226H253ZM243 226H241L242 230L240 229L242 232L240 230L239 231L241 232V236H244L246 238L247 237L246 235L248 233V229L243 230ZM245 226H246V224H245ZM139 227L140 226L138 225V228ZM147 227H150V226H147ZM177 227L178 226H176V228ZM185 227H188V226H182L181 229L184 230ZM65 228L67 229V227L64 226V229ZM127 228H129V227H127ZM131 228L136 229L134 226L133 227L131 226ZM142 228L144 229L145 227L143 226ZM174 228L175 227L173 226V229ZM228 228L229 227H227V229ZM99 229H97V230H99ZM146 229H149V228H146ZM201 229H202V227H201ZM145 231L146 230L144 229V232ZM202 231L204 233L203 229H202ZM149 232L152 233V230L151 231L149 230ZM66 233H64V234H66ZM148 236H150V235L148 234ZM239 236H240V234H239ZM210 239H211V237H210ZM234 239H236V238H234ZM36 241H37L36 242L37 243L36 248L39 249L42 243H45V242L47 243L48 241H50V237L45 235L44 232H42V233L39 232ZM162 244L164 246L170 245L168 241H161V243L157 244V245L159 246ZM217 244H218V242H217ZM76 250H78V249H76ZM138 254H137V257H140V255H138ZM248 254H250V253H248ZM135 255H133L134 257H132V258L136 259ZM144 255H147V257H148V253L144 254ZM141 256H143V255H141ZM251 259H252V257H251ZM181 260L177 264H184ZM186 260H188V258ZM250 261H253V260H250ZM246 262L243 260H239V261H235L234 264H248ZM160 263L162 264V262H160ZM188 263H190V264H203V258L197 257V256H191L188 260ZM262 264H263V262H262Z\"/></svg>",
	"mask_w": 264,
	"mask_h": 264
}]
</instances>
